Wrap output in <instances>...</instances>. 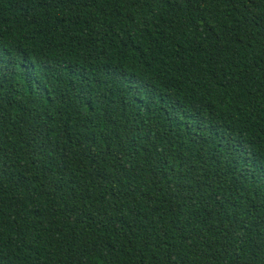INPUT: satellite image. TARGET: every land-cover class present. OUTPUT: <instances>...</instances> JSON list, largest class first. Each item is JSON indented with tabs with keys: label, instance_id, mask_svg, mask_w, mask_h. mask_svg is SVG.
<instances>
[{
	"label": "trees",
	"instance_id": "1",
	"mask_svg": "<svg viewBox=\"0 0 264 264\" xmlns=\"http://www.w3.org/2000/svg\"><path fill=\"white\" fill-rule=\"evenodd\" d=\"M0 264H264V0H0Z\"/></svg>",
	"mask_w": 264,
	"mask_h": 264
}]
</instances>
